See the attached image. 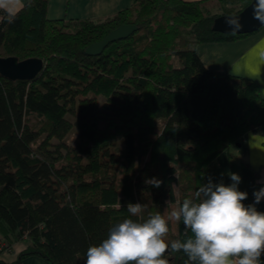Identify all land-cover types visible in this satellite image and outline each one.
<instances>
[{
  "label": "trees",
  "instance_id": "1",
  "mask_svg": "<svg viewBox=\"0 0 264 264\" xmlns=\"http://www.w3.org/2000/svg\"><path fill=\"white\" fill-rule=\"evenodd\" d=\"M135 0L101 20L50 19L48 0H29L11 24L0 12V56L39 57L29 80L0 74V264L38 256L46 264H84L89 246L110 227L143 213L167 216L209 181V166L248 131H264V96L252 78L206 67L195 46L241 34L212 28L252 0ZM136 29L98 54L86 47L112 29ZM74 132L70 141L69 135ZM241 177L243 203L264 184L243 159L230 156ZM163 181L159 188L146 179ZM167 241L193 235L169 222ZM13 261L1 258L17 241ZM185 264L183 251L165 254ZM188 264H192L191 261Z\"/></svg>",
  "mask_w": 264,
  "mask_h": 264
},
{
  "label": "clouds",
  "instance_id": "2",
  "mask_svg": "<svg viewBox=\"0 0 264 264\" xmlns=\"http://www.w3.org/2000/svg\"><path fill=\"white\" fill-rule=\"evenodd\" d=\"M26 5L24 0H0V12L11 24ZM252 18L264 25V0H255ZM229 33L239 32L243 24L240 17H226ZM231 183L202 184L192 198L183 199L167 216L160 212L143 213L147 205L128 203L131 217L110 227L107 238L99 245H91L84 264H169L165 254L180 252L192 264H261L264 254V212L256 205L264 199V187L253 192L254 202L245 205L248 193L239 190L241 177L230 174ZM145 183L159 188L162 180L155 177ZM183 222L187 236L167 241L169 222Z\"/></svg>",
  "mask_w": 264,
  "mask_h": 264
},
{
  "label": "crops",
  "instance_id": "3",
  "mask_svg": "<svg viewBox=\"0 0 264 264\" xmlns=\"http://www.w3.org/2000/svg\"><path fill=\"white\" fill-rule=\"evenodd\" d=\"M29 0H24V3ZM135 0H48L47 17L50 19L104 20L121 9L130 7ZM192 1V0H188ZM212 2V1H211ZM203 64L211 69L236 76L252 78L258 82L264 96V25L255 33L230 41L201 42L195 46ZM245 160L256 171L258 181L264 184V131H248L239 141L222 151L209 166V179L213 183L230 184V156ZM254 199L248 204H252ZM264 212V199L256 205ZM14 242L1 254L5 261H13L19 251ZM5 253L8 255L5 256ZM20 264H46L38 256H28ZM264 264V254L261 256Z\"/></svg>",
  "mask_w": 264,
  "mask_h": 264
},
{
  "label": "water",
  "instance_id": "4",
  "mask_svg": "<svg viewBox=\"0 0 264 264\" xmlns=\"http://www.w3.org/2000/svg\"><path fill=\"white\" fill-rule=\"evenodd\" d=\"M255 0H252L241 11L235 14H223L214 19L212 28L222 33H229L231 29L226 24V17L237 15L240 17L243 24L242 29L236 34L249 33L259 30L261 25L257 20L252 18V8ZM136 27L132 24H122L112 29L104 38L99 41L89 44L85 52L88 54H98L105 46L113 40L125 38L128 34L132 33ZM44 67V62L39 57H28L18 60L15 56H0V74L11 80H29L34 78L41 72ZM239 145V143H237Z\"/></svg>",
  "mask_w": 264,
  "mask_h": 264
},
{
  "label": "rangeland",
  "instance_id": "5",
  "mask_svg": "<svg viewBox=\"0 0 264 264\" xmlns=\"http://www.w3.org/2000/svg\"><path fill=\"white\" fill-rule=\"evenodd\" d=\"M208 7H209L211 12L217 13V14L222 13L223 10H224V7H223V5L221 4V2L219 0L212 1V4L210 6H208ZM73 138H74V132H72L69 135V140L71 141ZM15 244H17L15 249H22L27 244V240H20V241H17V243H15ZM6 255H8V254L5 253V256Z\"/></svg>",
  "mask_w": 264,
  "mask_h": 264
}]
</instances>
